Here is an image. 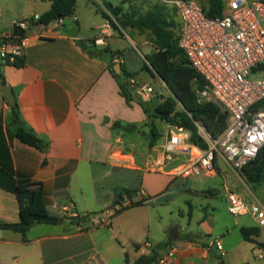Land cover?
<instances>
[{
	"label": "crops",
	"instance_id": "1",
	"mask_svg": "<svg viewBox=\"0 0 264 264\" xmlns=\"http://www.w3.org/2000/svg\"><path fill=\"white\" fill-rule=\"evenodd\" d=\"M32 2L43 6L23 14L26 17L40 16L50 8L48 1ZM85 4H91L90 0ZM2 10L0 4V35L10 34L14 19L2 17ZM90 12L88 28L92 32L79 25L74 11L68 25L64 20L51 22L30 40L18 62L20 66L0 64V90L5 87L3 79L12 91L24 126L47 144L41 151L10 135L5 124L10 105L0 94V223L19 221L12 190L26 182L37 184L36 198L47 212L48 208L58 210L59 215L53 216L60 220L57 225L34 224L24 236L0 229V264H137L140 257L153 252L156 262L142 264H157L175 240L176 251L167 264L222 263L213 242L180 235L177 226L164 222L152 208L167 205L176 194L184 193L191 215L192 211L210 207L195 204L193 198L210 200L218 195L214 179L222 181L225 202L226 189L237 194L228 184L227 174L249 183L222 160L216 162L213 173H203L207 180L195 177L201 173L177 178V161L168 155H154V148L148 150L146 116L136 100L127 104L121 96L110 64L120 58L126 71L134 74L132 81L149 85L138 79L137 69L155 78L143 69L153 47L136 31L118 24L113 27L98 7L93 6ZM97 39L102 43L95 44ZM104 48L111 52H103ZM160 86L166 89L161 82ZM131 91L136 98L154 105L168 95L167 89L161 97H140ZM115 122L121 125L113 130ZM197 149L193 147L191 155H183L181 165ZM135 183L138 187L133 200L148 201L114 214L129 205L125 199L115 206V190ZM90 204L104 208L100 218L92 221L89 217L77 223V218L89 213ZM111 206L115 208L109 209ZM169 214L173 216L172 211ZM153 225L159 233L151 230ZM253 239L256 245H264L260 230ZM146 241L150 247L143 246Z\"/></svg>",
	"mask_w": 264,
	"mask_h": 264
},
{
	"label": "built area",
	"instance_id": "2",
	"mask_svg": "<svg viewBox=\"0 0 264 264\" xmlns=\"http://www.w3.org/2000/svg\"><path fill=\"white\" fill-rule=\"evenodd\" d=\"M159 2L175 11L179 23L178 47L204 81V87L196 90L197 102L215 103L229 115L226 129L217 138H211L198 127L206 148H198L174 174L186 177L213 173L218 160L240 172L264 147V2L224 0L223 14L217 17H208L194 0ZM38 18L33 15L29 20L12 21L11 28L26 31L38 23ZM38 36L0 35V62L14 65L20 61L30 40ZM101 43V39L95 40V44ZM129 84L140 97L155 93L150 85H137L131 79ZM193 147L187 132L173 127L168 130L162 150L168 156L191 155ZM225 191L228 212L234 217L248 215L258 229L264 230V208L255 203L248 206L237 194ZM143 246L150 247V243L146 241ZM214 246L222 256V245L217 242ZM175 251V246L169 245L157 264H167ZM257 257L264 259V245L259 246Z\"/></svg>",
	"mask_w": 264,
	"mask_h": 264
},
{
	"label": "trees",
	"instance_id": "3",
	"mask_svg": "<svg viewBox=\"0 0 264 264\" xmlns=\"http://www.w3.org/2000/svg\"><path fill=\"white\" fill-rule=\"evenodd\" d=\"M41 1L50 2V8L39 16L38 23L48 25L51 22L64 20L74 14L76 0ZM261 1L264 2V0ZM198 4L208 17H217L223 14L224 0H205L204 4ZM103 7L108 15L118 19L123 15L120 8L113 6L111 3H103ZM101 14L113 27H116L107 14L103 12ZM123 16L125 19L119 21L118 25L123 29L130 28L141 35H146L147 40L153 47V51L145 57L146 63L143 64V69L151 72L168 90V95L161 97L160 102L155 105L136 98L132 94L129 84V80L133 78L134 74L126 71L121 62H118L121 66V73L115 74L114 64H110V71L117 80L121 96L124 97L127 104L136 100L146 116L145 127L148 128V133H144V135L148 141L147 146L153 148L162 137L155 125L156 121H161L168 127L187 132L189 134L188 142L191 145L199 149H205L206 143L200 135L198 127H202L211 138H217L226 129L229 115L215 103L197 102L196 90L204 87V81L189 66L184 54L178 47L179 23L175 11L158 1L146 12L138 13L136 18L125 14ZM103 52L110 53L111 51L104 48ZM18 62L14 66H20ZM120 76L123 77V80L119 78ZM2 86H6L3 79ZM148 118H151L152 121L148 122ZM5 124L10 135L20 143L41 151L46 148L47 144L22 123L17 103L10 106V113L5 120ZM120 125V122H115L112 129L115 130ZM240 172L249 184L264 182V147L259 150L253 161L241 168ZM35 186H37L36 183L26 182L13 188L12 192L18 205L20 219L17 223H0V229H8L24 236L29 227L34 224L57 225L59 223L60 220L56 216L50 215L43 208L42 201L36 198L38 192H36ZM133 192L135 191L127 188L115 190V206L121 205L125 199L129 201V205L120 207L114 211V214L126 208L141 206L148 201V199L134 201ZM118 195L122 196L121 200H117ZM115 206H111L109 209H114ZM89 217H91V213H88L82 219L77 218L76 222L88 220ZM239 231L244 241L257 244L253 239L258 235L259 229L257 227H240ZM134 246L138 247V245ZM143 262H156V254L153 252L147 257H140L137 264Z\"/></svg>",
	"mask_w": 264,
	"mask_h": 264
},
{
	"label": "rangeland",
	"instance_id": "4",
	"mask_svg": "<svg viewBox=\"0 0 264 264\" xmlns=\"http://www.w3.org/2000/svg\"><path fill=\"white\" fill-rule=\"evenodd\" d=\"M27 1L28 0H12V3L8 4L6 0H1L0 4L3 9L1 16L4 18H13L14 21L29 20L31 16L26 17L23 14L29 11H35L37 8L42 7L43 4H40L41 2H35L34 4L32 0ZM158 1L159 0H90L91 4L87 6L85 4L87 0H76L75 14L79 18V25L81 24L80 26H82L84 24L86 28H88L91 18L90 11L93 6L98 7L101 12L108 15V12L103 7V3H111L113 6L119 7L123 15L125 14L126 16H133L136 18L138 13L146 12L153 4L158 3ZM194 1L200 4H204L205 2V0ZM123 15H121L119 19L111 15L108 16L113 24H118L119 21H123V19H125ZM64 21L66 25L70 23L68 18H65ZM74 25L77 28V25ZM88 30L92 32L89 28ZM137 33L147 39L146 35H141L139 32ZM0 64L3 65L2 62H0ZM137 74H139V80L144 79V81L152 87L155 91L154 95L158 97L165 95L166 89L164 86H160V80L156 77L152 78L149 74H147V72L140 69H137ZM150 121H152V119H148V122ZM155 125L158 133H160L162 137L153 147V153L154 155L164 156L166 154H164L161 146L164 143L169 128L173 127H168L161 121H156ZM144 137L145 142L148 143L145 135ZM148 150L150 151L151 148ZM194 154H196L195 151ZM182 157L183 154L171 156L173 160L177 161L178 167L183 164V161H181ZM153 168L157 170L156 166ZM239 176L241 177V174H239ZM176 177L178 178L179 176ZM195 177L197 179H208L203 175V173ZM226 180L233 188L234 192L239 194L248 206L255 203L264 208V182L259 184H244L231 174L226 175ZM213 184H215L218 190L217 196L211 197L210 200L193 198V202L195 204H201L204 206L205 204H208L210 207H213V209H210L209 207L204 211L195 210L192 211L191 215H189L188 204L185 201L187 197L184 193H180L176 194V196L167 205L154 206L152 208V212L155 215L157 214L162 216L164 222L169 221L168 223H172L173 226H177L179 228L180 235H189L191 238H201L202 240L205 239L208 242H213V245L219 242L223 247V255L218 259L222 262V264H264V259H258L257 257L259 253V246L255 243L244 241L239 231L240 227H256V223L248 215L237 217L232 216L227 210L224 192L222 191V181L219 178H216L213 180ZM137 187L138 184L135 183L133 186H128L127 188L135 191ZM89 208L92 221L98 220L104 210V208L98 209L99 207H93L91 204L89 205ZM170 211L173 212V216L169 214ZM48 212L51 213V215H59L58 210H53L51 208H48ZM204 216L205 218H203ZM71 220L73 221L74 218H71ZM45 227L46 229L51 228V226ZM151 230L155 233L160 232V229H158L159 232L158 230L156 231V227L154 225L151 226ZM259 230L260 239L264 241V230ZM177 241L175 240L169 245L175 246Z\"/></svg>",
	"mask_w": 264,
	"mask_h": 264
},
{
	"label": "water",
	"instance_id": "5",
	"mask_svg": "<svg viewBox=\"0 0 264 264\" xmlns=\"http://www.w3.org/2000/svg\"><path fill=\"white\" fill-rule=\"evenodd\" d=\"M45 28H46V24L41 23V22L37 23L35 26L29 28L26 31H22L18 27L13 26L11 28V34L14 37H20L22 35L35 36V35H39L40 33H42L45 30ZM113 70H114L115 74H119L121 71L120 64L119 63L114 64ZM0 94L5 99V101L8 103V105L14 106L16 104L10 87H8V86L3 87L0 90ZM148 119L150 120L151 118H148ZM121 199H122V196L118 195L117 200H121ZM114 204H115V202H114ZM213 249L215 250V246H213Z\"/></svg>",
	"mask_w": 264,
	"mask_h": 264
}]
</instances>
